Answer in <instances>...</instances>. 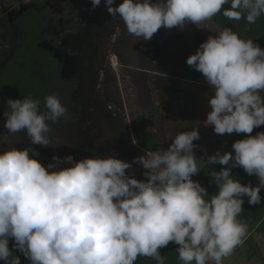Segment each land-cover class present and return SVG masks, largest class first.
I'll list each match as a JSON object with an SVG mask.
<instances>
[{
  "label": "clouds",
  "instance_id": "9594fccd",
  "mask_svg": "<svg viewBox=\"0 0 264 264\" xmlns=\"http://www.w3.org/2000/svg\"><path fill=\"white\" fill-rule=\"evenodd\" d=\"M92 8L101 0H91ZM230 4V7L223 8ZM112 17L127 32L150 40L161 28L181 30L191 23L202 28L223 8L229 20L254 24L264 15V0H104ZM210 35L186 64L200 72L214 95L204 125L216 134H248L231 151L207 150L194 143L199 128L177 132L167 149L146 152L125 161L116 156H52L43 164L40 153L20 143L0 152V261L21 264H135L139 256L164 264L160 249L173 242L183 264H223L244 243L247 225L238 216L244 197L261 203L264 189V48L230 27L205 26ZM40 101L8 99L3 127L13 136L26 132L30 145L51 146L48 121L64 117L66 106L56 93ZM203 155L197 157L195 149ZM69 166H63V165ZM133 164L144 179L129 175ZM219 164L211 175L218 189L210 195L192 179L205 165ZM241 167L259 183L233 179ZM10 240L12 246L10 247Z\"/></svg>",
  "mask_w": 264,
  "mask_h": 264
},
{
  "label": "rangeland",
  "instance_id": "374dc122",
  "mask_svg": "<svg viewBox=\"0 0 264 264\" xmlns=\"http://www.w3.org/2000/svg\"><path fill=\"white\" fill-rule=\"evenodd\" d=\"M207 24L220 30L212 19ZM198 29L191 23L183 30L161 27L145 41L129 34L123 21L107 12L104 0L95 9L91 0H0L3 120L8 99L39 100L43 111L45 97L56 93L67 108L60 120L48 121L59 143L30 145L26 132L8 133L5 149L19 137L15 146L34 147L45 165L54 154L75 160L112 155L131 162L142 151L134 140L136 116L161 103L162 118L152 122L159 149H167L177 132L198 126L200 138L194 143L214 154L235 133L219 135L204 125L214 91L186 59L216 33L201 35ZM195 154L203 155L201 148ZM126 171L145 178L137 164ZM253 227L247 226L248 241L223 264H264V238L253 236Z\"/></svg>",
  "mask_w": 264,
  "mask_h": 264
},
{
  "label": "trees",
  "instance_id": "16d2710c",
  "mask_svg": "<svg viewBox=\"0 0 264 264\" xmlns=\"http://www.w3.org/2000/svg\"><path fill=\"white\" fill-rule=\"evenodd\" d=\"M230 7V4H226L223 8ZM223 8L219 13L213 17L215 24L223 29L225 27H230L234 32L240 34L242 38L252 39L258 43L262 48H264V15H261L254 24H248L245 19L241 20H229L223 16ZM163 113V107L160 105H155L153 108L146 113L138 114L134 121V140L138 147L143 149V155L146 152L157 151L159 149V140L150 131V120L158 118ZM4 120L0 114V152L6 150L4 146V141L8 136L7 130L3 127ZM257 132H264V125L259 128H254L251 135H255ZM248 134L240 133L234 134L226 142V144L220 149L222 151H231L232 144L238 140L243 139ZM142 167L141 165H139ZM222 167L219 164L205 165L202 170L195 176L192 177L193 180L199 181L209 192L210 195L217 192L216 185L211 177L214 171H220ZM233 179H239L241 183L252 185H257L259 183L258 178L253 175L249 176L241 167H236L232 169ZM262 199L261 203L257 205H249L247 202V197H244V204L242 205L243 210L239 214L238 219L246 224L248 227H255L257 232L264 235V189L260 193ZM12 246V241L10 240V247ZM178 246L173 242H170L166 247L161 248L159 251L161 255L164 256V264H183L178 258V253L176 248ZM20 256L21 264H29V261L18 251L15 253ZM3 264V261H0ZM135 264H157V262L151 257L139 256Z\"/></svg>",
  "mask_w": 264,
  "mask_h": 264
},
{
  "label": "crops",
  "instance_id": "0c3cea01",
  "mask_svg": "<svg viewBox=\"0 0 264 264\" xmlns=\"http://www.w3.org/2000/svg\"><path fill=\"white\" fill-rule=\"evenodd\" d=\"M212 20H213V18H212ZM213 22H214V21H213ZM214 24H215V22H214ZM206 25H208V24H207V21L204 22V24L201 25L202 28H199V29H198V31L200 32L201 35H204V34H205V31H206V33H207V31L209 30V29H207V28H203V27H205ZM215 25H216V24H215ZM216 26H217V25H216ZM217 27H218V26H217ZM218 28H219V27H218ZM219 29H221V28H219ZM209 36H210V35H209ZM157 105L162 106V107H163V110H164V106H163V104L160 103V104H157ZM144 113H146V112H144ZM162 114H163V113H162ZM158 118H162V115H161L160 117H158ZM158 118H155V119H158ZM155 119H151V120H150V122H151V126H150V124H149V126H150V131H151V133H152L154 136L157 137L158 135H156V134L152 131V122H153V120H155ZM232 136H233V135H232ZM157 139H158V138H157ZM229 139H230V138H229ZM229 139H228V140H229ZM226 142H227V141H226ZM226 142H225V143L219 148V150H220V149L226 144ZM159 146H160V142H159ZM139 148H140V147H139ZM140 149L142 150V151H141V156H142V154H143L144 151H143L142 148H140ZM137 166H138L140 169H143L142 167L139 166V164H137ZM196 175H197V174H196ZM252 232H253V234H252L253 236H254V235H255V236H258V237L261 238V239L264 238V235L258 233L255 227H253V231H252ZM258 237H257V238H258ZM244 240H247V236H246V238H245ZM247 241H248V240H247ZM247 241H246V242H247Z\"/></svg>",
  "mask_w": 264,
  "mask_h": 264
}]
</instances>
